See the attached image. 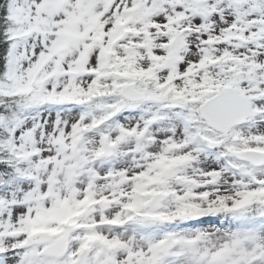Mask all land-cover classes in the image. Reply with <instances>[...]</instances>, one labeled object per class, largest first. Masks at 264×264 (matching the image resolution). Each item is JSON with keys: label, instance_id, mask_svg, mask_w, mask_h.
I'll use <instances>...</instances> for the list:
<instances>
[{"label": "snow or ice", "instance_id": "6c2138e0", "mask_svg": "<svg viewBox=\"0 0 264 264\" xmlns=\"http://www.w3.org/2000/svg\"><path fill=\"white\" fill-rule=\"evenodd\" d=\"M0 264H264V0H0Z\"/></svg>", "mask_w": 264, "mask_h": 264}]
</instances>
